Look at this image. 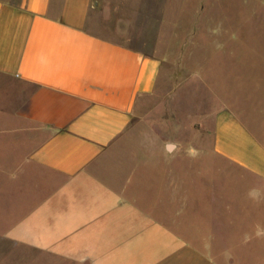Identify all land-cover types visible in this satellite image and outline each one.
<instances>
[{"label":"crops","instance_id":"crops-1","mask_svg":"<svg viewBox=\"0 0 264 264\" xmlns=\"http://www.w3.org/2000/svg\"><path fill=\"white\" fill-rule=\"evenodd\" d=\"M100 8L0 0V78L22 99L0 131L17 159L0 169L23 191L5 237L55 264H264V83L212 85V127L114 172L113 146L157 94L163 61L93 31Z\"/></svg>","mask_w":264,"mask_h":264},{"label":"rangeland","instance_id":"rangeland-1","mask_svg":"<svg viewBox=\"0 0 264 264\" xmlns=\"http://www.w3.org/2000/svg\"><path fill=\"white\" fill-rule=\"evenodd\" d=\"M89 27L163 61L157 94L143 100L140 116L113 146L114 172H132L145 158L165 161L170 147L187 145L193 132L212 127L220 102L212 85L230 91L264 83V0H105ZM229 50L238 56L218 54ZM11 99L21 102L19 87L0 78V131L9 125L4 117ZM11 140L0 138V167L17 163ZM6 172L0 169V264L57 263L5 237L13 221L7 209L23 193L21 186L6 183Z\"/></svg>","mask_w":264,"mask_h":264}]
</instances>
